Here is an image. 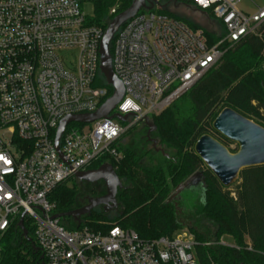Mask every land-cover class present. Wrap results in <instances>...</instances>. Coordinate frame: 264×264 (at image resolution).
Wrapping results in <instances>:
<instances>
[{
	"label": "built area",
	"instance_id": "built-area-1",
	"mask_svg": "<svg viewBox=\"0 0 264 264\" xmlns=\"http://www.w3.org/2000/svg\"><path fill=\"white\" fill-rule=\"evenodd\" d=\"M91 1L0 0V235L24 214L46 264H199L187 226L149 239L116 223L93 229L71 217L69 224L54 217L51 194L102 157L119 161L115 144L125 130L187 92L220 59L223 45L255 34L264 4L250 13L241 0H190L220 22L224 34L213 45L202 30L141 8L118 29L111 52L124 86L111 114H126L131 123L116 115L71 122L58 151L61 120L95 112L113 93L98 84L105 31L84 12Z\"/></svg>",
	"mask_w": 264,
	"mask_h": 264
},
{
	"label": "trees",
	"instance_id": "trees-1",
	"mask_svg": "<svg viewBox=\"0 0 264 264\" xmlns=\"http://www.w3.org/2000/svg\"><path fill=\"white\" fill-rule=\"evenodd\" d=\"M183 1L194 6L190 0ZM131 3L132 0H96L94 16L89 21L106 31L112 19ZM196 10L201 13L198 8ZM151 11L181 20L193 29L190 23L160 4ZM206 15L220 23L209 11ZM206 34H209L206 36L209 45L220 38L215 33ZM114 39L115 36L110 44L111 52ZM222 51L216 63H219L218 67L212 65L183 94H187L186 98L178 99L170 109V105L166 108L165 113L153 117L159 147L146 149L138 155L135 147L123 145L120 137L115 147L122 158L115 161L107 155L96 161L92 168L110 163L123 184L121 196L126 198L123 201L125 212L113 219H121L116 224L132 228L141 237L149 239L172 235L185 225L196 236L195 253L199 264H264V165L242 169L234 183L225 187L208 167L202 170L205 163L195 148L186 149L190 136L194 145L204 134L228 145L229 140L213 128L214 120L224 108H231L264 127V23L257 34H250L234 45L225 44ZM98 84L107 86L110 92L113 90L102 73ZM187 101L189 108L183 109ZM219 103L221 107L215 112ZM185 110L189 112L186 117L183 115ZM123 125L127 124L123 122ZM198 171L203 173L200 186L203 200L198 201L195 211L187 215L185 221L175 204L167 200L180 183ZM71 179L77 180L71 177L61 182L51 194L57 213L79 206L77 185L75 182L68 185ZM132 207L138 209L128 214ZM70 218L65 216L61 220ZM82 218L93 229H104L108 225L97 223L107 218L95 210ZM200 218L212 226L213 235L200 230ZM24 224L34 240L29 222ZM226 236L233 239V245L220 243ZM41 254L23 235L17 222L0 235V264H46Z\"/></svg>",
	"mask_w": 264,
	"mask_h": 264
},
{
	"label": "water",
	"instance_id": "water-1",
	"mask_svg": "<svg viewBox=\"0 0 264 264\" xmlns=\"http://www.w3.org/2000/svg\"><path fill=\"white\" fill-rule=\"evenodd\" d=\"M157 4L156 0H132L131 5L118 13L109 23L101 39L99 53L101 72L105 76L107 83L113 87V93L95 112L67 115L61 120L55 138V146L58 151L60 137L66 126L71 122L88 123L99 118H113L115 115L120 121L124 122L127 120L128 115L126 114H111L124 96V86L113 70L110 44L118 29L141 8L152 9ZM201 13L205 14L204 11H201ZM143 121L150 126L149 132L156 129V125L150 121L149 116H144ZM213 128L229 141L239 145L237 152H231L227 146L209 134L202 135L196 141V154L204 161L223 186L229 187L232 185L242 169L264 165V127L262 125L231 108H224L214 120ZM153 142L155 147L156 141L154 140ZM202 176L203 173L201 171L193 173L175 188L167 202H172L174 198L182 195L186 199V204L189 205L190 200L185 197V191L198 189L201 186ZM75 177L79 180L89 181L103 179L107 184L108 191L105 195L92 199L84 207L65 213H56L54 215L55 218L69 216L79 220L80 217L90 214L98 206L115 203L118 188L122 186L110 163H104L98 168L79 171L75 173ZM18 226L33 247L39 249L25 227L24 214L21 216ZM41 258H44L43 254H41Z\"/></svg>",
	"mask_w": 264,
	"mask_h": 264
},
{
	"label": "rangeland",
	"instance_id": "rangeland-1",
	"mask_svg": "<svg viewBox=\"0 0 264 264\" xmlns=\"http://www.w3.org/2000/svg\"><path fill=\"white\" fill-rule=\"evenodd\" d=\"M156 1H159V2H157L158 5L160 4L161 6L166 7L168 12L174 13L178 17L186 20L187 23H190L195 31L202 30L204 32L205 36H207V37L209 34H206V32L215 33L218 36L224 34L223 28L216 21L207 17L206 13L203 14V13L198 12L196 10L195 6L190 5L186 1L179 0L178 3H175L172 0L171 1L170 0H156ZM263 3H264V0H241L239 7L242 10L251 13V12H254L256 10V8ZM84 12L90 18L94 16L95 4L93 1L84 4ZM259 28H258V30H259ZM258 30L256 31L255 34L258 33ZM218 61H219V59L217 60V62ZM215 64L212 67H214V68L218 67L219 63L216 65ZM182 97L186 98L187 94L177 98L175 101H173V103L176 102L178 99H181ZM173 103L169 106L168 109L171 108ZM189 105H190V103L188 101L185 102L183 109H186V108L188 109ZM220 107H221V103H219L214 108V111L217 112L220 109ZM168 109H166L165 111H161L158 114H152L151 116H149L150 121L153 122L154 116L161 115L162 113H165ZM188 113L189 112H186V110H185L184 114L182 112V114L185 115V117L188 115ZM125 123L127 124L126 126H128L131 123V120L125 121ZM149 129H150V126L147 125L144 121H139L137 123H134L125 130V132L121 136L120 141L123 145L134 146L135 152L138 155H141L142 153H144L146 149L155 150L153 141L154 140L156 141L155 147H159L160 143H159V140H157V138H159V137L157 136V134L155 132L156 129L152 132H149ZM188 140H189L188 141L189 145L186 149H188V150H191L192 148L194 149L196 143L194 145H192V142H193L192 137L190 136V138ZM227 148H229L230 150H233V151H238L239 145L235 142L229 141ZM170 152L172 153V151H170ZM206 167H207V165L205 164V166L203 167L202 170H204ZM74 182L77 185V188L79 191V193H78V204H79L78 208L86 206L87 204H89V202L92 199L103 196L108 191L107 184L103 179H97V180H93V181L79 180V179L73 181V179H71V181L68 183V185H74ZM121 185L123 186L122 182H121ZM122 186L118 188V192H117L116 198H115V203H110L108 205H101V206H98L95 209H93L96 211V213H103V215L106 216V218H107L106 220L97 221L98 224L104 225V224H108V223H117L119 220H121V219H116V220H113V219H115V217H119L123 212H125L124 202L126 201L125 200L126 198H125V196H121ZM185 197L186 198L188 197V199L190 200L189 205L188 204H185V205L179 204V208H180V210L187 212L184 215H186V214L191 215L195 211V209L198 205V201L203 200L201 187H199L198 189H195V190L185 191ZM78 208H76V209H78ZM137 209L138 208H136V207H134V208L132 207V209L127 213L129 214L130 212H134V211L136 212ZM62 218H64V217H62ZM72 219L73 218H70L68 220L63 219V222H67V223L71 224L73 221ZM79 219L80 220L83 219L85 221V219L82 217ZM181 222L185 223V221H181ZM199 223H200L199 228L201 231L206 232V233L208 232V233H210V235H213L212 234L213 228L206 220L200 218ZM180 230H181V228L176 229L172 233V235H176ZM223 240L227 244H230V245L234 244V241L231 237L226 236V237H224Z\"/></svg>",
	"mask_w": 264,
	"mask_h": 264
},
{
	"label": "flooded vegetation",
	"instance_id": "flooded-vegetation-1",
	"mask_svg": "<svg viewBox=\"0 0 264 264\" xmlns=\"http://www.w3.org/2000/svg\"><path fill=\"white\" fill-rule=\"evenodd\" d=\"M94 169V168H93ZM173 193V192H172ZM186 199H184V197L182 196V195H179V196H177L176 198H174L173 200H172V202L175 204V206H177V208H178V211H179V213H180V215H181V217H182V219H184L185 221H187V214L186 215H184L185 213H187L186 211H182V210H180V208H179V204H182V205H185L186 204V201H185Z\"/></svg>",
	"mask_w": 264,
	"mask_h": 264
},
{
	"label": "crops",
	"instance_id": "crops-1",
	"mask_svg": "<svg viewBox=\"0 0 264 264\" xmlns=\"http://www.w3.org/2000/svg\"><path fill=\"white\" fill-rule=\"evenodd\" d=\"M263 4H264V3H263ZM263 4H261V5H263ZM261 5H260V6H261Z\"/></svg>",
	"mask_w": 264,
	"mask_h": 264
}]
</instances>
